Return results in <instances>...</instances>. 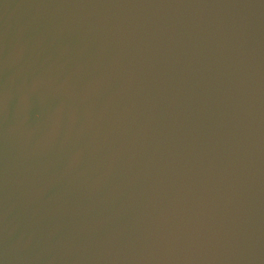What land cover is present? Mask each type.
Returning <instances> with one entry per match:
<instances>
[{
	"label": "clouds",
	"instance_id": "9594fccd",
	"mask_svg": "<svg viewBox=\"0 0 264 264\" xmlns=\"http://www.w3.org/2000/svg\"><path fill=\"white\" fill-rule=\"evenodd\" d=\"M0 264H264V0H0Z\"/></svg>",
	"mask_w": 264,
	"mask_h": 264
}]
</instances>
